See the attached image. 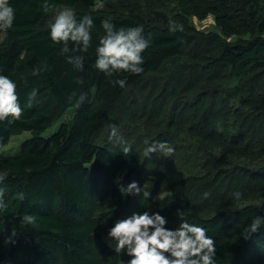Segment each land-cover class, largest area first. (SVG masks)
<instances>
[{
    "label": "trees",
    "instance_id": "16d2710c",
    "mask_svg": "<svg viewBox=\"0 0 264 264\" xmlns=\"http://www.w3.org/2000/svg\"><path fill=\"white\" fill-rule=\"evenodd\" d=\"M109 1L50 0L51 7L45 11L42 0H9L15 19L7 31V43L0 46V74L16 81L22 113L19 118L0 121V171L8 172L4 181L7 207L0 209V264H126L130 257L116 253L105 240L108 229L117 220L143 211L160 212L168 220L166 226L175 228L178 209L189 222L201 224L213 236L217 264H264V227L248 239L242 236L255 215L264 216V203L203 218L196 205L179 194L172 177L147 168L132 145L125 144L132 150L125 154V145L112 149L95 142L123 95L144 76L179 56L187 42L186 32L175 20L166 23L140 12H124ZM82 2H86L85 10L75 16L77 20L92 17V45L86 53L61 54L63 45L51 41L50 28L38 26L57 7L75 9ZM98 4L108 9L95 8ZM181 11L186 18L215 19L220 33L214 36L217 53L210 67L227 71V86L233 90L230 104L248 107L254 103L264 108V0H187ZM104 19L117 27L143 28L149 46L142 53V73L106 76L94 67ZM72 54L84 56L83 70L67 62L66 56ZM124 78V88L114 83ZM32 90L37 95L30 100ZM239 93L246 97L238 98ZM81 94L86 99L76 107L75 99ZM70 109L75 112V124H64L44 138L45 131ZM262 111L256 109L255 117ZM24 133L31 138L19 154L5 155L2 150L11 139ZM242 138L237 140L238 148ZM244 146L239 154L251 156L248 145ZM254 149L264 154V137ZM133 180L140 185L155 180L148 199L119 191L120 185ZM162 184L171 191V200L164 205L158 200ZM18 192L25 194L23 200ZM26 215L33 221L25 222Z\"/></svg>",
    "mask_w": 264,
    "mask_h": 264
},
{
    "label": "rangeland",
    "instance_id": "374dc122",
    "mask_svg": "<svg viewBox=\"0 0 264 264\" xmlns=\"http://www.w3.org/2000/svg\"><path fill=\"white\" fill-rule=\"evenodd\" d=\"M186 1H109L124 12H140L166 23L175 20L186 32L187 42L179 56L169 59L159 71L144 76L123 95L98 131L95 142L112 149L132 145L141 153L147 168L171 176L179 194L196 205L201 217L208 218L220 211L264 203V154L254 149V144L264 137V112L255 117L254 111L264 108L254 103L248 107L230 104L233 90L227 86L230 81L227 71L210 67L217 53L214 36L220 33L215 19L184 17L181 9ZM85 5L82 2L73 9L75 15L84 11ZM62 8L53 10L38 29H49L56 12ZM95 8L108 9L102 4ZM7 31H0V46L7 43ZM237 97L246 96L239 93ZM75 122V112L70 109L43 137L49 138L62 125L71 127ZM112 124L118 126L123 143L109 139ZM240 137L244 142L238 148ZM30 138V133L13 137L3 153L19 154ZM145 140L167 141L175 151L171 156L160 153L145 156ZM244 145H248L251 156L239 154ZM155 184V180L149 181L151 193ZM237 191L241 193L239 200L234 197ZM158 200L161 205L171 200L166 184L160 186ZM104 238L109 243L107 235Z\"/></svg>",
    "mask_w": 264,
    "mask_h": 264
},
{
    "label": "clouds",
    "instance_id": "9594fccd",
    "mask_svg": "<svg viewBox=\"0 0 264 264\" xmlns=\"http://www.w3.org/2000/svg\"><path fill=\"white\" fill-rule=\"evenodd\" d=\"M42 7L48 11L51 7L50 0H42ZM15 19V10L9 0H0V31L12 27ZM103 34L98 37L95 46L96 60L94 67L106 76L121 72L140 74L144 71L142 53L149 46L141 26L117 27L110 19L101 21ZM94 21L91 16L85 15L80 20L76 19L71 7H64L57 11L53 22L50 24L49 37L53 43L62 44L61 54L86 53L92 45V30ZM174 30V29H173ZM72 47H69V45ZM66 60L75 68L83 70V55H67ZM120 88L127 84V78L114 81ZM37 95L36 90L30 93V100ZM86 99L81 94L75 99V106L80 107ZM22 108L18 100L17 83L10 76L0 74V121L9 117L19 118ZM109 139L123 143L118 126H109ZM145 156L160 153L171 156L175 149L167 141L149 143L145 140ZM131 148L123 147V153H129ZM8 177L7 171H0V209L7 207L5 201L6 188L4 181ZM119 183V181H117ZM149 182L140 185L136 180L126 186L120 185L119 191L123 195H142L148 199L151 192ZM21 200L24 193H16ZM239 200L240 192L234 193ZM178 227L169 228L168 220L160 212H133L123 219L117 220L107 231L109 246L116 253H124L130 259L126 264H217L216 246L213 236L208 234V229L199 223H192L186 218L183 210H177ZM33 217L26 215L25 222H32ZM264 227V216L255 215L250 224L244 227L242 236L250 238Z\"/></svg>",
    "mask_w": 264,
    "mask_h": 264
}]
</instances>
